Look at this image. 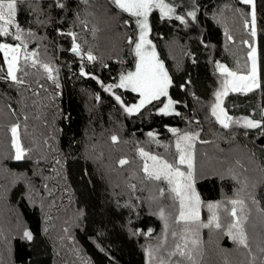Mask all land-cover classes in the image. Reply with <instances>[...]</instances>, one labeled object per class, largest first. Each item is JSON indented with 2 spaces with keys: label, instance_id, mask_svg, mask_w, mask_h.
<instances>
[{
  "label": "trees",
  "instance_id": "16d2710c",
  "mask_svg": "<svg viewBox=\"0 0 264 264\" xmlns=\"http://www.w3.org/2000/svg\"><path fill=\"white\" fill-rule=\"evenodd\" d=\"M168 1L172 18L153 10L149 26L171 79V115L158 112L165 98L129 114L125 107L139 95L105 90L135 69L139 40L135 18L111 0L18 3L27 51H35L39 63L22 60L17 76L23 82H12L0 52V264H147L149 250L180 260L166 251L190 233L177 222L178 202L166 182L144 171L140 150L175 161L177 139L185 134L195 137V187L204 203L255 201L244 211L248 247L228 235V220L219 221L220 228L201 230L196 264H264V0H255L259 87L223 98L227 114L241 120L228 128L212 115L223 84L217 65L249 73L252 8L242 0ZM0 42L18 43L11 37ZM74 43L82 55L73 53ZM88 52L96 59L89 61ZM42 63L55 70V83ZM245 117L261 128L242 126ZM14 126L24 150L20 160ZM207 158L224 173L209 172Z\"/></svg>",
  "mask_w": 264,
  "mask_h": 264
},
{
  "label": "snow or ice",
  "instance_id": "6c2138e0",
  "mask_svg": "<svg viewBox=\"0 0 264 264\" xmlns=\"http://www.w3.org/2000/svg\"><path fill=\"white\" fill-rule=\"evenodd\" d=\"M24 0H0V37H11L18 43L12 44L8 42H0V52L3 53L4 59L7 63V75L12 81L16 83H22L17 76V72L20 71L21 59L25 63L31 60L32 66L35 67L39 61L35 59L37 53L35 51H27V42L24 40L26 33L17 22V7L18 3H22ZM244 4L252 6L251 11V35L256 36L255 24H256V12H255V0H242ZM111 3L124 13H128L131 17L135 18V23L140 30L139 40L135 44V55L138 58L135 71L128 72L126 75L122 74L119 83L116 85L104 86L106 91H111L113 87H119L124 89H131V91L139 93V103L130 107H125V111L129 114L139 112L145 105L152 103L153 101H159L161 97H167L166 103H163V107L158 109L159 114L171 115L174 112V101L168 96V88L171 84V79L168 76L167 70L164 67L155 52L154 46L151 41L147 39V35L150 31L148 18L150 13L154 9H159L163 17L172 18L175 13V8L165 0H111ZM63 7L62 4L58 5ZM187 16L193 20L196 19V12L190 11ZM175 19L181 23H187L184 16L175 15ZM14 29V30H13ZM32 35V33H27ZM75 40V34L69 33ZM131 43V41H129ZM251 47V45H250ZM23 49V51H22ZM72 51L76 55H82L79 44H75ZM251 58V68L247 75H238L236 72L230 71L226 66L218 64L217 67L224 75L223 90L216 94L217 100L220 101L221 97L227 95L229 91L232 92H245L252 91L253 88L259 87L257 79V54L256 49L251 47L249 53ZM87 59L93 61L96 58L89 52ZM41 66L48 73V78L56 82V78L53 75L55 71L46 63H42ZM82 74L83 70H82ZM116 100L120 101V97L116 96ZM121 103H123L121 101ZM179 115V113H175ZM212 115L222 124L225 128H228L232 123L240 124L241 120H233L231 116L221 107L220 103L215 104L212 107ZM243 125L249 129L261 128V122L252 120L249 118H242ZM17 127L14 126L11 131L14 137V146L16 149L15 159L20 160L24 157V150L20 144ZM173 133H177L178 129H169ZM149 136H153V133H149ZM195 137L189 134L179 136L176 142V149L179 153L176 163H169L167 160L160 159L157 156H150L140 150L141 156L147 157L153 161L152 170H149V166L145 164L144 171L148 174L150 179L166 180L170 185V191L174 193L173 199L179 200V215L178 220L183 221L185 225L195 224L200 221V199L194 190V165L193 158L190 152V142ZM113 141L117 138L112 137ZM183 145V147H182ZM121 164L127 163L125 160L120 161ZM179 165H187L188 171H181ZM255 202V201H254ZM234 206L237 204L243 205V201H232ZM211 211L213 208L219 207V205H207ZM161 216L164 213L161 211ZM231 215L235 217V221L228 228V235L237 242L239 245L248 247V239L243 227V220L237 217L236 208L233 207ZM247 217H244L246 220ZM215 222V227L220 228L219 217L213 213L212 219L208 224H202V227H210ZM167 222L165 228L167 229ZM185 233L190 235H182L179 242H176L171 251L168 252L169 257L179 256L180 260L167 261L164 264H184V261H188L189 264H196L195 255L198 252V245L200 240L198 237V231L192 232L186 228ZM173 236L176 233L172 234ZM25 236L31 239V233L26 232ZM149 255H152V251L149 250Z\"/></svg>",
  "mask_w": 264,
  "mask_h": 264
},
{
  "label": "rangeland",
  "instance_id": "374dc122",
  "mask_svg": "<svg viewBox=\"0 0 264 264\" xmlns=\"http://www.w3.org/2000/svg\"><path fill=\"white\" fill-rule=\"evenodd\" d=\"M165 3H168V4H171V2L170 1H168V0H165ZM250 7L252 8V6L250 5ZM154 10H158L159 11V9H154ZM148 22H149V18H148ZM150 27V26H149ZM256 27H257V22H256V24H255V30H256ZM139 35H140V30H139ZM147 39L148 40H150L151 41V44H152V46H154V48H155V52H156V54H157V56H158V51H157V48H156V46H155V44L152 42V40L150 39V31H149V33H148V35H147ZM252 47H254L255 49H256V54H257V79H258V82H259V76H260V74H259V59H258V48H256L257 47V42H256V36H254V39H253V46ZM22 51H23V49H22ZM250 51H251V49L249 50V53H250ZM89 53V52H88ZM88 53H86V56H87V54ZM249 53H248V59H249V70H250V68H251V58H250V56H249ZM158 58H159V56H158ZM23 59H21V61H22ZM137 60H138V58L136 57V63H137ZM159 60H160V58H159ZM4 61H5V59H4ZM161 61V60H160ZM162 62V61H161ZM5 65H6V69H7V63H6V61H5ZM134 66H136V64L134 65ZM165 67V66H164ZM166 69V68H165ZM135 71V69L132 71V72H134ZM168 73V72H167ZM222 74V73H221ZM238 74V73H237ZM124 75H126V74H124ZM223 75V74H222ZM239 75V74H238ZM242 75H247V74H242ZM169 76V75H168ZM9 77V76H8ZM9 79L11 80V78L9 77ZM224 79H225V77H224V75H223V81H224ZM12 81V80H11ZM13 82V81H12ZM170 87V86H169ZM254 89V88H253ZM129 90H131V89H129ZM223 90V84L219 87V90L217 91V93L218 92H221ZM229 92H232V91H229ZM228 92V93H229ZM247 92H249V91H245V92H240V93H247ZM136 93V92H135ZM168 93H169V88H168ZM216 93V94H217ZM227 93V94H228ZM138 95H139V93H137ZM169 96V95H168ZM226 96V95H225ZM225 96H223V97H221V99H220V101H218L217 100V97H216V95H215V101H214V105L215 104H217V103H220V105H221V107L223 108V98L225 97ZM161 98H165V103H166V101H167V97H161ZM161 98H160V100H161ZM139 99H140V96H139ZM137 103H139V100H138V102ZM136 103V104H137ZM213 105V106H214ZM146 106V105H145ZM130 107V106H129ZM142 109V108H141ZM140 109V110H141ZM174 111H175V106H174ZM128 113V112H127ZM137 113V112H136ZM174 113V112H173ZM132 114H134V113H132ZM188 143H191V142H188ZM191 145V144H190ZM182 147H183V145H182ZM177 152V151H176ZM190 152H191V155H192V158H193V165H194V167H195V154H194V147L192 146V149L190 148ZM149 154V153H148ZM150 156H155V155H151V154H149ZM178 156H179V153L177 152V157L175 158L176 160L175 161H172V162H169V163H176V161L178 160ZM143 159H144V167H145V164H147L148 166H149V170H152V165H153V161L152 160H150V159H148L147 157H144L143 156ZM160 159H162V158H160ZM163 160H165V159H163ZM206 161H207V163H208V166H207V170L209 171V172H211V173H213V174H215V172H217L219 175L220 174H223L224 172L223 171H221V170H217V168H216V165L215 166H213V162L211 163H209V158H207L206 159ZM179 167H180V169H181V171H185V172H187L188 171V169H187V165H179ZM216 168V169H215ZM220 171V172H219ZM222 172V173H221ZM196 171H195V168H194V185H193V187H194V190H195V193L199 196V194H198V192H197V189H196V187H195V183H196ZM148 175V174H147ZM229 175V173L227 174V176ZM231 175V174H230ZM161 180H163V179H161ZM163 182H166V184L168 185V183H167V181L166 180H163ZM170 185H168V189L170 190ZM173 194V196H174V193H172ZM254 197L253 196H247V197H240V198H235V199H233V200H231V201H229L228 203L230 204L229 206H226V205H223L222 204V202L220 203H210V204H212V205H219V207H216V208H213L211 211L209 210V208L207 207V205H209L208 203H204L202 200H201V198H200V196H199V199H200V207H199V212H200V221L199 222H197V223H195V224H188V225H185V223L183 222V221H179L178 220V215H179V200H176L177 202H178V214H177V222L179 223V222H181V227L183 228V229H186V228H188V229H190L192 232H196V231H198V237H199V240L201 239L200 238V236H201V230L204 228V227H202V226H200V225H202V224H208L209 223V221L212 219V216H213V213H215L218 217H219V221L220 222H225V220H228L227 221V223H225L226 224V226H230L234 221H235V217H233L232 215H231V211H232V209H233V207H235L236 208V212H237V217H240L242 220H243V222L245 221L244 220V217L246 216L245 214H244V211H245V206H247V205H255V202H254V199H253ZM234 200H236V201H243V205H240V204H237V205H233L231 202L232 201H234ZM247 203H249V204H247ZM225 208H226V210H225ZM183 225V226H182ZM213 225H215V222H213V224H212V226ZM243 226H244V223H243ZM199 246H201V244H199L198 245V255H199ZM170 250H168V251H166L167 252V255H168V252H169ZM159 252H157V251H154V252H152V255L150 256L149 255V252H147V264H164V262H167L166 261V259L162 256V255H159L158 254Z\"/></svg>",
  "mask_w": 264,
  "mask_h": 264
},
{
  "label": "water",
  "instance_id": "95a60500",
  "mask_svg": "<svg viewBox=\"0 0 264 264\" xmlns=\"http://www.w3.org/2000/svg\"><path fill=\"white\" fill-rule=\"evenodd\" d=\"M74 53V52H73ZM75 54V53H74ZM80 56V55H79Z\"/></svg>",
  "mask_w": 264,
  "mask_h": 264
}]
</instances>
